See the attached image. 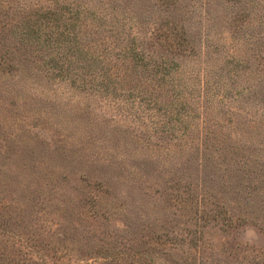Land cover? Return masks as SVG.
I'll return each mask as SVG.
<instances>
[{
    "label": "rangeland",
    "instance_id": "1",
    "mask_svg": "<svg viewBox=\"0 0 264 264\" xmlns=\"http://www.w3.org/2000/svg\"><path fill=\"white\" fill-rule=\"evenodd\" d=\"M0 264H264V0H0Z\"/></svg>",
    "mask_w": 264,
    "mask_h": 264
}]
</instances>
